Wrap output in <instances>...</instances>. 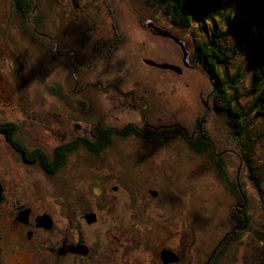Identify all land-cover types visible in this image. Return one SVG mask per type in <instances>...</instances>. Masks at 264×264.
<instances>
[{"label": "rangeland", "instance_id": "obj_1", "mask_svg": "<svg viewBox=\"0 0 264 264\" xmlns=\"http://www.w3.org/2000/svg\"><path fill=\"white\" fill-rule=\"evenodd\" d=\"M39 1L40 6L45 3L50 10L54 8L53 24H56L49 29L54 34H59V29L65 32L58 43L54 41L51 45V39H48V49L41 46L36 49L30 44L15 24L12 0H0V122H21L16 137L28 149H41L49 154L54 143H65L68 136L75 137L94 127L96 122H91L84 114L92 106L100 110V84L107 78L114 81L122 74L125 86L142 85L155 93L153 105L159 106L154 110L155 118L161 116L167 124L180 123L188 129L201 124L213 145L220 149L230 184L208 153L185 152L181 148L185 144L181 142V145L174 137L162 144L167 146L169 156L164 155L165 147L160 145L162 154L151 158L141 170L135 168L138 159L132 153L128 155L130 153L124 151L125 144L122 149L117 140L106 158L88 153L84 147L74 148L68 152L65 167L48 176L44 171L25 169V161L0 133V174L3 173L0 179L19 201L52 211L59 218L57 224L64 226L66 218L70 220L75 215L84 223L88 220L87 214H94V221L96 217L97 220L105 217L107 221L117 218L115 221L124 224H119V229H132L137 233V237L130 238L128 254L138 263L137 254L143 261L145 255L150 257L161 248H169L180 254L181 259L190 261L187 264H198L196 259L206 257L215 247L218 249V243L234 226L232 216L241 215L240 210H243L231 188L236 184V176L242 182L247 198L253 201L256 218H261L258 223L264 225V127L253 120L255 112L249 111L254 98L245 96L240 100L247 118L254 122L248 125L242 140L236 141L228 126L229 117L215 110L211 80L194 65L192 57L198 43L209 42L217 34L210 19L214 15L218 29L229 33L224 39L220 38L228 63L218 70L222 74L243 72L242 82L237 86L241 92L249 88L259 61L245 54V39L240 42V31L234 28L235 33H231L228 23L230 14L237 25L244 21L239 0H223L218 11L212 14L209 10L206 22L201 25L195 21L186 28L172 25L168 16L163 19L164 12L146 0ZM58 17L63 20L56 21ZM148 20L162 24L168 35L152 32L145 25ZM249 22L255 36L258 26L264 31V24L256 20ZM121 27L127 36L123 47L112 49L114 55L111 58L88 62L93 46L115 41L114 30ZM63 36L65 41H62ZM181 44L189 52L187 64L183 62ZM72 49L74 52L70 55ZM63 55L71 62L75 58L79 60L75 64L69 63ZM159 63L177 65L181 72L161 68L157 66ZM90 83L98 89L88 87L83 93L92 99L86 104L89 109L85 112V107L78 102L84 96H73L71 87L80 90ZM84 87L74 95L83 92ZM103 111L100 115L108 120V114L106 117ZM241 141H244L243 146ZM236 143L240 154L245 152L246 165L236 163L240 156ZM151 190L155 195L150 193ZM62 208L68 211L64 219L58 215ZM1 210L6 215L11 214L7 206ZM251 210L254 213V209ZM125 221L134 229L129 224V228L125 227ZM43 222L48 227L53 223L51 217ZM98 223L94 228L91 225L92 230ZM241 237L239 242L236 238H228L229 242L235 243L218 264H264L260 239L248 234ZM171 263L181 264L177 260ZM59 264H69V261L64 258Z\"/></svg>", "mask_w": 264, "mask_h": 264}, {"label": "flooded vegetation", "instance_id": "obj_2", "mask_svg": "<svg viewBox=\"0 0 264 264\" xmlns=\"http://www.w3.org/2000/svg\"><path fill=\"white\" fill-rule=\"evenodd\" d=\"M166 16L168 15H164L163 19L168 18V20L173 23L172 25L177 26L169 17L166 18ZM156 23L157 22H154V20H148L145 25L150 27L152 32L162 34L161 32L166 29L161 27L162 24ZM178 27L180 28L181 26ZM56 29L58 30L59 28ZM58 32L60 35L56 33L55 38L52 37V39L58 41L57 38L59 39L65 33L60 29ZM118 35L124 36V30L122 27L114 30L113 36L116 37ZM64 58L71 63V59L68 60L65 56ZM122 78V74L117 75L115 78L116 81H113V78H107L104 80V84H100L101 91L98 93L101 96L100 101H102L103 104H110L113 106L114 112L112 115L114 118L110 117V111L106 112L104 110V115L106 116V114H108L109 119L107 120L104 116H100L97 120L100 126L104 129L105 127L118 128L125 130L126 133L124 132L123 134L113 136L109 143L107 141L109 138L108 133L104 132V134L102 133L99 136H92L89 127L82 134H78L75 137L68 136V141L65 143H54V146L52 145L53 147L49 152L53 160V156L56 155V153H60L58 151L59 147H63L61 150L63 151L65 150L64 147L74 144L77 142L76 140H80L81 142L87 140V143L99 141L103 147H101L99 152H93V154H100L103 158H106L118 140L121 147L125 144L124 151L130 153L128 155H131L132 153L138 159L135 168L138 167L139 170H141L143 169L142 165H148L151 158H155L156 156L159 157L158 153L162 154L160 145L165 147L164 155L169 156L166 151L167 146L162 144L171 137L176 138L180 144L181 142L185 144V146L181 144V148L185 152L187 151L188 141L195 140V142H200V140L204 138L202 136L204 131L201 124H199V126L194 124V127L188 129L180 123L167 124L161 116L155 118L154 110L158 109L155 108L152 103L155 93H151L149 90L141 86H125L126 83H123L124 81ZM87 85L85 87L83 86V92L78 95L74 94H77V91H81L83 87L80 90L75 86L71 87V90L74 93L73 96H82L88 87L95 89V91L98 89L95 84L94 87L93 85ZM84 97L85 98L80 99L85 102L84 99L87 98L85 95ZM87 100L89 103L90 101L92 102V99L89 97ZM115 107H118L119 114L125 118H122L118 114ZM133 107H137V109ZM127 111H129V113H127ZM88 115L89 111L84 114V116ZM202 118L203 117H201V121ZM129 129L131 131H129ZM178 133L180 134L179 136ZM54 148H56L55 152ZM84 148L87 150L86 152L92 154L90 149H87V147ZM122 149L124 148L122 147ZM72 150L73 148L69 149V151ZM69 151H67L65 155L69 156ZM123 155L124 154L120 153V157H123ZM59 157L60 156L58 155L57 158ZM25 163L26 164L23 163V167L26 169L29 163L26 161ZM38 170H40V168ZM145 170H143V172ZM7 186H5L0 179V264H59V261L64 258L68 259L69 264H173L171 262L165 263L162 260L161 250L163 248H161L156 255L153 254L150 257L145 255L143 261H141L137 254L139 263L135 258L134 260L131 259L128 254V245L131 242L130 238H133L132 236L137 237V233L132 229L131 231L119 229V224H124L121 221L119 223L118 221H115L117 218L112 221H107L105 217L98 220L96 217V221L93 223H88L85 220L84 223L80 217H77V215L71 217L70 220L69 218L67 219L66 216L68 211H66V208H62V211H58V215L60 216L61 214V219L66 218L65 224L68 226L67 229L65 227L66 225L64 226L61 224V226L60 224H57L59 218L53 214L52 211L40 207L36 208L33 204L19 201L14 196V192L7 188ZM151 192L152 190L150 193ZM6 206L9 208V211H11V214L9 215L4 214L3 210H1V208H5ZM27 210H29L27 215H21ZM235 210L237 212L239 211L237 208H235ZM43 215L51 217L53 221L51 227L42 225L41 220ZM233 216V227H239L241 218L244 221V215L234 214ZM97 221L100 222L98 223ZM97 223L99 225L96 226L95 230H92ZM128 224L133 227L130 222L127 223L125 221V227L129 228ZM91 225H93V228ZM232 233H227L225 235L222 241L218 243L220 246L218 249L215 247V250L208 253L206 257L204 256L201 259H196V262L198 264H218V260L222 259L224 256H222L221 253L222 249L229 244H234V242L228 241V238H234L231 236ZM241 236L242 235H240V238L242 239ZM191 243L193 244L194 241ZM218 253L220 255H218ZM175 255L178 257V263L179 261L181 264H187L190 262L186 259H181L180 254L177 255L175 253ZM111 258L113 259V262Z\"/></svg>", "mask_w": 264, "mask_h": 264}, {"label": "trees", "instance_id": "obj_3", "mask_svg": "<svg viewBox=\"0 0 264 264\" xmlns=\"http://www.w3.org/2000/svg\"><path fill=\"white\" fill-rule=\"evenodd\" d=\"M222 1L223 0H146V2L151 5H157L159 9L163 11L165 15H168V17L176 25L183 28L190 26L192 22L195 21L201 22L202 25V23L206 22L209 18V10H212V14L213 11H218L219 8L222 7ZM40 2L41 1L39 0H12V5L14 14L16 15L14 17L16 19L15 24L18 26L22 34L27 37L30 44L33 45L36 49L40 48L39 46L46 49V43L48 39H51V45L55 44L54 41L58 43L59 39L57 38L58 41H56V39H52V37L55 38V34L49 29L51 25L56 24V22L53 24L55 17L54 8L50 10V6L47 8V5L45 3L40 6ZM58 2L59 0H56V3ZM238 5L241 13L245 15L244 21L240 25H237V23L234 21V19H232L231 14L229 13V31L231 33H235L234 28H238L242 36L240 42L245 39V42L243 41L245 44V54L250 58L252 57L251 59L259 61V64L256 66V69L253 72L252 79L250 80L249 88H247L245 92H241V90H239L240 87L237 86L238 83L242 82L241 78L244 77L243 72H239L236 74L229 73V75L227 74L228 72L222 74L218 70L219 67L225 66L228 63V59L226 56H224L221 49L222 46L220 44V38L222 39L223 37L224 39L225 36L229 33H223L218 29L217 23L215 21L216 18L214 15H212L210 19L211 22H214V25L216 26L214 30L217 34L209 42L198 43L192 53L194 65L202 70L211 80L213 84L212 102L214 104L215 110L218 113H223L229 117L228 126L230 127V130L232 132V137L237 139L236 141L244 136V134L247 132L248 125H251V123L254 122L253 120H257L259 125L261 127H264V31L258 28V26L256 28L258 36H255L254 30L250 28L249 22L256 20L260 24H264V0H239ZM58 7H61L60 4H58ZM62 20L63 18L58 17L56 21L61 22ZM62 38V41H65V36H63ZM126 39L127 36L124 32V36H116L115 41L113 40L112 42H109L110 44H108L107 42L103 46L94 45L92 56L88 59V62L95 63L100 58H111L114 55L113 50L115 51L119 47H123ZM73 52L74 50L72 49L70 55L73 54ZM54 57L58 59L56 56ZM78 60L79 58H75L74 62L71 63L75 64ZM92 85L93 84H90L88 86ZM228 88L231 89V94ZM82 96H84V94H82ZM245 96H253L254 98L249 106V111L251 112L252 110L255 112L253 120L247 118L248 114L246 113V111H244V107L240 102V100ZM86 98L88 99V97ZM154 98L156 97L154 96ZM87 99H84L85 102L81 99L78 100L80 106L82 105L83 107H85V112H87V110L89 109L86 105L88 103ZM153 101L154 99L152 100V103ZM99 104V111L93 106L89 111V119H91L92 122H96L94 127L90 128V133L92 134V136H99L102 133L104 134V132H106L109 135L107 141L110 143L113 136L123 134L125 130L118 128L115 129L111 127H105L104 129L102 126H100L97 120L101 116L99 112H102L103 109L106 112L110 111V117L114 118L112 115L114 109L110 104L106 105L103 104V102ZM158 107L159 106H156V108ZM115 109L118 112V107ZM19 125L21 126V122L19 121L18 124L14 121L0 122V133H3L5 135L8 142L14 147V150H16V152L20 154L22 160L29 163L28 169H35L36 171L40 168L39 171H44L48 174V176H51L52 174L60 171L62 166L65 167L69 157L65 155V153L69 151V149H74L76 147H87V149H90L92 153H97L99 152L101 147H103V145L100 144L99 141H92L91 143H87V140H83V142H81L80 140H76L77 142L70 145L71 147H64L65 150L63 151H61L63 147H59L58 151L60 153H56L57 156L52 155L54 158L53 160L50 158L51 154H47L41 149L30 150L19 138L16 137ZM129 131L131 130L129 129ZM179 135L180 134L178 133V136ZM202 136L204 138L200 140V142H195V140L188 141L187 150H190L191 154L196 155L208 153L212 161L216 162V165L219 166V173L222 174L225 181H227V177L224 172L225 165L223 166V164H225L223 162L224 158L220 157V149L217 146L213 145L212 141L209 140V136H207L205 133H202ZM241 143V146H243L244 141H241ZM236 146V149L238 150L237 154L240 155L236 163H238V166L239 163L246 165V163H248V160H246V157H244L245 152L243 151L240 154L239 146L237 143ZM55 149L56 148H54V152ZM243 150L247 149L243 148ZM58 155L60 156L59 158H57ZM8 173L9 172H7L6 175H8ZM234 181L236 182V184L232 185L231 188L237 199L240 200V204L243 206V210L240 211L242 213L241 215H244V221L241 218L240 226L231 228V232H229H234L231 234V236L236 238V242L242 240L240 237L238 238V235L240 236L242 234H248L251 238L257 237L258 239H260L262 253L261 260L264 261V225L258 223V221L261 222V218H256L257 215L255 214L257 210H255L253 206V201H250L247 198V193H245L242 182L239 181L237 176ZM227 183L229 182L227 181ZM252 208L254 209V213L251 210ZM248 209H250L249 213ZM232 218H234V216H232ZM257 225L259 226L256 227ZM245 229H247V231H245ZM230 245L232 244H229L227 247H224V249H222V256H225V254L230 251ZM218 255L220 254L218 253Z\"/></svg>", "mask_w": 264, "mask_h": 264}, {"label": "water", "instance_id": "obj_4", "mask_svg": "<svg viewBox=\"0 0 264 264\" xmlns=\"http://www.w3.org/2000/svg\"><path fill=\"white\" fill-rule=\"evenodd\" d=\"M161 33H162L161 35H168V33H166L165 31H162ZM181 46H182V50H183V62H184V64H187L186 60L189 57V52L185 49L184 45L181 44ZM146 61L149 62L148 60H146ZM157 66H159L161 68H167V69L176 71L178 73L181 72V68L177 65H172V64H168V63H159V64H157ZM154 193L155 192L152 191V194H154ZM28 212H29V210L23 212L21 215H27ZM93 217H95L94 214H87L86 215V219H88L87 221L90 223L95 220ZM46 218L48 219L50 217L48 215H45L42 217V220H41L42 225H44V226H46V224L43 222V220H45ZM161 258L165 263H170V262L178 260V257L175 255V253L173 251H171L170 249H166V248H163L161 250Z\"/></svg>", "mask_w": 264, "mask_h": 264}, {"label": "bare ground", "instance_id": "obj_5", "mask_svg": "<svg viewBox=\"0 0 264 264\" xmlns=\"http://www.w3.org/2000/svg\"><path fill=\"white\" fill-rule=\"evenodd\" d=\"M151 65V64H150Z\"/></svg>", "mask_w": 264, "mask_h": 264}]
</instances>
